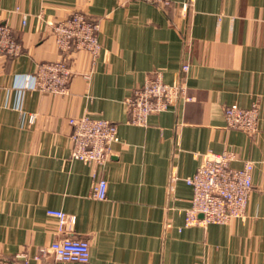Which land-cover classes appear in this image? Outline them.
Wrapping results in <instances>:
<instances>
[{
  "label": "crops",
  "instance_id": "crops-1",
  "mask_svg": "<svg viewBox=\"0 0 264 264\" xmlns=\"http://www.w3.org/2000/svg\"><path fill=\"white\" fill-rule=\"evenodd\" d=\"M173 1L165 10L145 0H0L23 45L17 57L0 53V256L49 245L54 209L76 216L70 235L91 247L87 263L55 264H264V0H195L186 17L184 0ZM75 11L100 21L98 58L73 52L66 95L23 87L40 62L63 57L51 24ZM157 70L167 83L183 79L191 100L132 124L126 100ZM254 102V135L227 127L226 106ZM84 113L118 125L103 165L71 158L69 120ZM210 151L235 152L236 168L253 161L247 212L186 226L185 178ZM101 177L105 199L91 195Z\"/></svg>",
  "mask_w": 264,
  "mask_h": 264
},
{
  "label": "built area",
  "instance_id": "built-area-1",
  "mask_svg": "<svg viewBox=\"0 0 264 264\" xmlns=\"http://www.w3.org/2000/svg\"><path fill=\"white\" fill-rule=\"evenodd\" d=\"M168 10L175 6L173 0H145ZM195 0L180 3V15L186 17ZM17 12L20 8H16ZM27 23V14L22 15ZM52 32L63 57L55 61L40 62L32 74L24 76L23 87L51 94L66 95L74 74L70 56L75 50L90 52L95 61L102 49L99 39L101 24L98 19L75 11L66 19L53 22ZM23 52V45L15 36L13 28L0 12V53L17 57ZM185 64L183 70L187 71ZM179 100L189 101L188 87L183 79L174 83L164 80L163 71L157 70L137 86L126 100L130 113L129 122L146 125L153 113L168 110ZM261 106L254 102L245 108L238 104L225 107L227 127L239 129L254 135L259 128ZM33 122L34 116L29 117ZM71 125V158L87 164L103 165L112 155V144L117 140L118 125L106 118L84 113L69 120ZM237 159L233 151L202 154L200 165L194 174L185 178L192 187L190 207L186 210L185 225L206 226L211 223L224 224L246 215L250 193L253 189L254 163L244 160L240 168L232 165ZM108 183L98 178L91 195L97 199L107 197ZM48 216L57 220L55 238L49 245L39 246L35 251L23 250L7 258L0 256V264H55L56 262L87 263L91 258L90 242L70 235L76 216L62 210L49 209Z\"/></svg>",
  "mask_w": 264,
  "mask_h": 264
}]
</instances>
